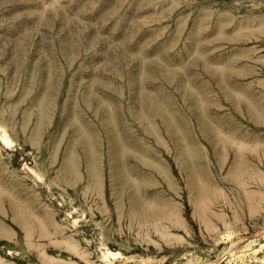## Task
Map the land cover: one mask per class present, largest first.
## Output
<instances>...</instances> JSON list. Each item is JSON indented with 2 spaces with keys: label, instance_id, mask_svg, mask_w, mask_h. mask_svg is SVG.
Wrapping results in <instances>:
<instances>
[{
  "label": "rangeland",
  "instance_id": "rangeland-1",
  "mask_svg": "<svg viewBox=\"0 0 264 264\" xmlns=\"http://www.w3.org/2000/svg\"><path fill=\"white\" fill-rule=\"evenodd\" d=\"M0 264H264V0H0Z\"/></svg>",
  "mask_w": 264,
  "mask_h": 264
}]
</instances>
